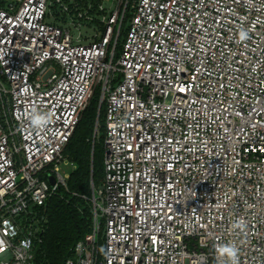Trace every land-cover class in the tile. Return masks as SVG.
<instances>
[{
	"label": "built area",
	"instance_id": "1",
	"mask_svg": "<svg viewBox=\"0 0 264 264\" xmlns=\"http://www.w3.org/2000/svg\"><path fill=\"white\" fill-rule=\"evenodd\" d=\"M97 92L104 175L64 264H264V0H4L0 264H35Z\"/></svg>",
	"mask_w": 264,
	"mask_h": 264
},
{
	"label": "trees",
	"instance_id": "2",
	"mask_svg": "<svg viewBox=\"0 0 264 264\" xmlns=\"http://www.w3.org/2000/svg\"><path fill=\"white\" fill-rule=\"evenodd\" d=\"M3 6L4 0H0V8ZM99 104L97 92L64 150L74 167L68 187L49 198L40 213L45 231L36 245L35 264H64L73 257L76 243L92 229V181L98 186L104 175L105 104L97 125Z\"/></svg>",
	"mask_w": 264,
	"mask_h": 264
},
{
	"label": "rangeland",
	"instance_id": "3",
	"mask_svg": "<svg viewBox=\"0 0 264 264\" xmlns=\"http://www.w3.org/2000/svg\"><path fill=\"white\" fill-rule=\"evenodd\" d=\"M73 32H74V34H76L77 30H73ZM97 139L100 140V134H99ZM104 157H105V152H104L103 158ZM66 159H67V163L66 164H62V170L63 171H67V172H71V170L73 169V165L71 164V161L68 158H66Z\"/></svg>",
	"mask_w": 264,
	"mask_h": 264
},
{
	"label": "water",
	"instance_id": "4",
	"mask_svg": "<svg viewBox=\"0 0 264 264\" xmlns=\"http://www.w3.org/2000/svg\"><path fill=\"white\" fill-rule=\"evenodd\" d=\"M101 104H100V106H99V110H98V117H97V125H98V123H99V120H100V115H101ZM50 181H51V183L52 184H54L55 183V179L52 177L51 179H50Z\"/></svg>",
	"mask_w": 264,
	"mask_h": 264
}]
</instances>
